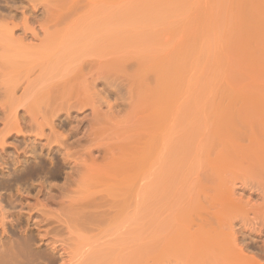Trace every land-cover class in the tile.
Segmentation results:
<instances>
[{
    "label": "rangeland",
    "instance_id": "1",
    "mask_svg": "<svg viewBox=\"0 0 264 264\" xmlns=\"http://www.w3.org/2000/svg\"><path fill=\"white\" fill-rule=\"evenodd\" d=\"M247 1L0 0V30L11 28L14 37L28 36L25 42L34 32L42 35L41 30L55 18L60 19L62 28L91 17V13L92 17L102 11L106 15L108 10L110 15L121 12L129 23L134 22V26L124 23L123 39L127 29L136 30L133 36L131 31L128 34L132 39H118L122 44L116 51L106 48L107 53L116 54H106V59L113 57L109 63L116 62L114 59L124 63L118 70L109 64L106 79L97 78L89 91L83 83L70 81L75 73L55 78L49 86H36V97L25 100L17 108V116L8 106L15 100L6 99L0 83V239L4 240L0 241L13 245L29 235L33 252L46 253L56 260L54 264H61L60 252L52 249L65 245L73 250L76 237L97 239L101 247L110 241L113 249L124 229L118 246L130 254H144L145 260L138 264H264V155L252 151L257 147L249 145L250 141L242 142L240 150L234 148V132L250 134L251 128L231 126L222 111L230 98L241 96L242 84L260 83L264 78L257 71L259 80L253 75L246 77L236 64V47L232 46L240 29L236 15L242 10L238 7ZM154 7L163 18L158 16L154 24L142 23ZM1 62L0 82L5 78L2 73L8 77L11 70V65L7 68L8 64ZM32 66V70L37 67ZM155 69L167 73L163 86L157 88L150 82L151 89L140 95L132 90L140 72L149 80ZM32 70L30 74L23 71L34 87ZM36 71L32 73L36 75ZM26 75L21 78L25 80ZM148 92L167 97L161 106V124L168 126L166 135L151 140L161 142L152 145L155 154L158 148L163 149L158 151V159L162 162L161 153L171 149L173 139L177 144L181 139L185 145L182 157L179 151L176 154L175 141L169 152L175 149V155H169L175 165L170 178L174 184L170 182L173 187H168L171 192L154 184L137 189L133 176L118 181L109 176L108 156L125 153L137 137H149L145 134L151 122L147 113L155 110L157 103L143 99ZM21 93L17 90L15 97ZM168 133L171 146L164 144L166 140L162 143ZM247 146L250 151H245ZM160 168L159 172L164 167ZM150 177L153 175L145 176ZM253 217L257 218L254 224L250 221Z\"/></svg>",
    "mask_w": 264,
    "mask_h": 264
},
{
    "label": "bare ground",
    "instance_id": "2",
    "mask_svg": "<svg viewBox=\"0 0 264 264\" xmlns=\"http://www.w3.org/2000/svg\"><path fill=\"white\" fill-rule=\"evenodd\" d=\"M248 1L245 2V4L239 5V7H238V5L236 6V7L240 8L242 10V12L240 11L236 15L238 17L237 22H238V25H240V29L238 31L239 34L236 33V34H238L237 39H236L237 43H235V41H233L236 45H232V46L236 47L235 49H236L237 54L235 53V55H237V59H236V64H238L237 66L238 67L240 66L242 68V71H243V73H245L246 77H250L251 75H253L254 78L258 79L256 71L258 73H261L264 76V0H251L249 2ZM239 3H242V1ZM129 8H131V7H129ZM120 11H121V9H120ZM91 12H89V14ZM125 13H127V12H125ZM146 13H147V15L145 17L142 15L143 16V22L142 23H144L146 21V23L148 22V24H151V22L152 23L156 22L157 21L156 19H159L158 16H161V15L163 16V14H161L162 12H160L156 8L152 11L149 10V12H146ZM92 15L93 14L91 13V17L86 16L82 21L80 20L76 24H74L75 22L73 21L69 25L67 24V26H65V27L63 26L62 28L59 27V20L60 19L55 18L56 20L54 19V21L49 26H47L41 30L42 35H40V33H38V32L37 33L34 32V33H32L31 38L27 42H25V40L28 38V36L14 37V31L11 28H6L4 30H0V59H1L0 61H3V62H1L2 64L3 63L8 64L7 68L10 67L9 65H11V67L14 68L13 71H12L13 68H11V67L9 68L11 70H10V74L8 75V77L5 75V72L2 73L3 74L2 78H4V77L5 78L0 82V83H2L1 88H2V85L4 86L1 90L3 91L2 94H4L6 97L10 96L13 98V99L11 98L13 101L15 100L14 102L12 101L13 103L8 105L10 108H12V110L14 111L13 112L14 114L17 112V116H18L17 108L19 106H22L23 104H25V100L28 101V100L36 97L37 92L34 91V88L36 86H40V87L49 86L50 83L55 78L65 77L67 75H71L72 73H75V75L70 79V81L71 82L76 81V82H79L80 84L83 83L81 85H84L83 87L86 91H89V87H91V88L93 87L94 81L97 78L106 79V71L108 69V65L109 64L111 65L113 62V61H111L109 63L107 61L108 59L111 60L113 57L111 58V56H110L109 58L106 59L105 58L106 54L110 53V52L107 53L109 49L115 50V49H118L120 47L119 44L122 42V39H123V29L122 28H123V26L125 27V25H126V24L124 25V23H129V22H128L127 17L121 16V12L119 14H117V16H116V14L110 15L109 10H108V13L106 15H104L103 11L100 13H97L94 17H92ZM126 16H128V15H126ZM137 16L139 17L140 14ZM123 17H125V19L127 18L126 19L127 22H123V21H125V19ZM129 17H132V16H130V14H129ZM140 19H142V18H139V20ZM129 20H133V18H129ZM169 21H171V20H169ZM130 22H132V23H129V25L134 26V24H133L134 22L133 21H130ZM149 28H151V26ZM141 29H143V28H141ZM125 30H126V27H125ZM130 31L132 34V35L131 34L130 35L133 36L134 35L133 32H135L136 30L135 31L133 30V32H132L131 29H129V30L127 29L126 33H128V32L130 33ZM143 31H144V29H143ZM139 32L137 31L136 33L138 34ZM128 34H126L127 35L126 37L124 36V39H126V38L129 39L131 37ZM141 34H143V32ZM141 34H140V36H141ZM153 34H155V33H153ZM144 35H145V33H144ZM132 38L133 37H131V39ZM118 39L121 40V42ZM134 39L131 40L132 43H131V41L129 42L127 40L129 42L128 44L131 43L133 45V41H135ZM141 41H140V43H141ZM123 43L126 44V42H123ZM125 44H123L124 47L126 46ZM144 44H146V43H144ZM129 46H127V47H129ZM131 46H130V49H131ZM133 46H135V45H133ZM141 46H142V48H145V47H143V45H141ZM141 46H140V48H141ZM144 46H146V45H144ZM153 46H155V45H153ZM109 47H112V48H109ZM106 48H108L107 51H106ZM151 48H150V50H151ZM153 48H155V47H153ZM132 49H134V47H132ZM235 49H234V51H235ZM142 50L145 51L144 49H142ZM199 50H201V49H199ZM110 51H112V50H110ZM111 54L116 55L114 52L113 53L111 52ZM111 54H109V55H111ZM232 54H234V53H232ZM118 55H120V54H118ZM121 55L126 56L127 53L124 54L121 52ZM90 56L94 57L95 59L94 58L91 59ZM114 57H117V56H114ZM234 57H236V56H234ZM86 58H88V59L86 60ZM26 59L28 62L26 61ZM141 59H143V58H141ZM114 60L116 62L117 61L118 62L117 63L114 62V63H116L115 64L116 66L113 63L112 67L114 66V69L118 70V68L122 66V65L120 66V64L124 63V62H120L119 60H116V59H114ZM30 63H34L35 66L33 64H30ZM29 64L31 66L33 65L34 68L37 66L36 67V68H38L37 71H36V68L34 69L36 71V73H35L36 75H34V73H32V71L33 72H35V71L32 70V68H29L31 66L28 67ZM236 64H235V66H236ZM3 67H4V65H3ZM27 67H28V69H27ZM84 67L89 68L88 71L85 73L79 74L78 71L80 72ZM29 69L32 70L31 75L33 74L32 77L34 78V80L31 79V81L32 80L34 81L33 82L34 87H31L29 85L30 82H29V79L27 78V77H29L28 73L30 74ZM2 70H3V68H2ZM2 70H0V72ZM23 70L25 72L28 70L27 71L28 73H25ZM11 71H12V73H11ZM21 72H23L24 75L27 74L25 80H23V78H21V76H24L23 74L21 75ZM162 72L164 73V70L155 69L154 70L155 76L149 80H147L143 71L140 72L139 75L135 78V80H133L132 90L134 89L135 92L140 95V94H144L145 92H147L151 89L150 82L154 83V85L157 88L163 86L168 79H167V76H165V74H167V73L163 74ZM6 73H7V71H6ZM168 78H170V77L168 76ZM259 81H260V83L259 82H252L250 84H244V85L242 84L241 89L243 90V92L241 93V96L240 97L234 96L235 98L234 97L230 98V102L228 101L229 103L224 104L222 106V111L224 114L225 122L228 124L230 123L231 126L235 127L238 125V126H241L243 128H246L247 126H249L251 128L250 134L241 133V132H234V144H233L234 148L236 150H240L241 147L243 146L242 142L250 141L249 145H253V146L257 147L256 150L252 149V151H254L257 154L264 155V144L261 143V140L262 139L264 140V78L259 80ZM261 86L263 87V89L258 90V88H260ZM30 87H31V90L29 89ZM91 88H90V90H91ZM17 90H22V93H21L20 97L16 98L15 95H16ZM234 93L235 92H233V94ZM42 97L45 98L43 95H42ZM164 97H166V95H164L163 93L152 94V92H148L146 95H144L143 99L145 101H150V102L155 101V103H157V108L155 110H153L151 113L150 112L147 113V116L150 117L151 122L147 126V130H145V134H146V136H149V137L146 140L144 138L137 137L135 142H134V145L132 147H130L129 149L125 150L124 151L125 153L119 152V154H116L114 156L112 155V157L108 156L109 162H108L107 166L110 169L109 170L110 171L109 176L112 180L118 181L119 177L130 179L131 176H133V179H137L136 183H135L137 189H141L143 186H147L148 184H152V185L154 184V186L157 185L156 188H159V189L162 188L161 191H163V190L165 191V189H167V191L170 190L168 187L170 186L169 184L172 183V179H170V178H172V175H173V174L171 175L172 168H174L175 165H173L174 163H172L170 161L173 157H171V159H170L169 155L171 154L172 156H174L175 155L174 154L175 149L173 148V151H174V152L172 151L173 154L169 153V152H171L172 147L175 146V142L177 140L175 141V139H173V140L170 139L171 137L169 138V133H168V136L165 137L166 139L162 140V143L166 140V142H164V144L166 143L167 146L172 144L171 140L174 143V145H172V146L170 145L171 149H169V148H167L166 150L164 149L165 152L161 153L163 155V158H164L162 160V162L158 159V156H159V158L161 156L160 154L158 155V153L163 149L158 148V150H156V154H157L156 155L155 150H154L155 148L152 147V145L153 146L156 145L155 144L156 141H158L157 143H159L160 140L157 139V140L151 141V140H153L152 138L155 137L156 135H157V138H158V135H159V138L161 135L164 136V134L167 132L166 130L168 129L167 125H165L167 128L166 129V128H164V125L161 124L162 123L161 119L164 118V116L163 117L161 116V113H162L161 112V106L166 101V99ZM6 99L8 100L9 98L7 97ZM11 99H9L8 101H10ZM39 99H42V98H39ZM17 100H18V102H17ZM163 100H164V102H163ZM159 101H160V103H159ZM162 115H163V113H162ZM18 121L20 124L19 119H18ZM178 121H179V118H178ZM159 122L161 124L160 126L158 125ZM179 123H180V121H179ZM181 125H178V126L180 127ZM170 130H172V129H170ZM256 132H258V133L256 134ZM160 139H162V138H160ZM167 139H168V142L169 141L171 142V143L169 142L170 144L167 143ZM179 141H180V143H178V144L176 142V144H177L176 148L178 149V150L176 149V152L179 151V155L181 156L182 152H183L181 149H184L183 146H185V145L183 144L184 143L183 140H182L183 143L181 142V139ZM164 144H163V147H165ZM157 145H161V144H157ZM189 145H190V143H189ZM158 147H160V146H158ZM187 147H189V146H187ZM152 149L154 150V155H153V152H151ZM189 149H192V148H189ZM250 150L251 149L249 146H247L245 148V151H250ZM258 151H260V152H258ZM161 152H163V151H161ZM87 153L91 154V151L89 150ZM87 153L85 152V154H87ZM166 153H167V156L165 155ZM109 154H111V153H109ZM176 154H178V152ZM154 156H156L157 158L155 159ZM81 157H82V155H81ZM153 157H154L155 161L158 159V163L157 162L155 163V161L152 160ZM106 159H107V157H106ZM161 159H162V157H161ZM172 160H174V159H172ZM176 160L178 161V159H176ZM159 162H161V163L159 164ZM184 163H183V166H184ZM104 164H106V163L104 162ZM107 166H106V168H107ZM160 166H161V168L164 167L162 170L160 168L161 172H159ZM176 166L178 167V165H176ZM179 167H178V169H180ZM185 167H187V166H185ZM152 170L154 172H152ZM157 170L159 173L156 172ZM173 170L176 172L178 171L175 169H173ZM145 173H147L148 175H146ZM102 174H103V172H102ZM149 174L153 175L154 178L153 177H150L152 179L145 178V176H150ZM180 174H181V172H180ZM103 175L105 176V174H103ZM106 175H108V174H106ZM109 176H107L106 178H108ZM128 176H130V177H128ZM100 177H102V176H100ZM146 179L147 180L150 179L149 182H147ZM178 179H179V177H178ZM131 182H132V180H131ZM173 184L174 183H172V185ZM161 185H162V187H161ZM181 185H182V183H181ZM154 186H153V188H154ZM149 187H151V186H149ZM172 187H171V189H172ZM159 189H157V191ZM174 189L175 188H173V190ZM153 191H154V189H153ZM171 191L172 190H170V192ZM155 194H156V192H155ZM162 195H163V193H162ZM162 195L160 193V196H162ZM160 196H158V197H160ZM97 204H99V203H97ZM96 215H97V213H96ZM85 217L87 218V216H85ZM94 217H95V214H94ZM256 219H257L256 217H253V218H251L250 221L254 224ZM129 225H130V223H129ZM124 226L125 225H123V227ZM137 226H139V225H137ZM125 227H127V226H125ZM106 228H108V227L106 226ZM109 229H111V227ZM127 230L128 229H126V231ZM109 231L110 230H108V232H106V233H109ZM134 231H136V230H134ZM153 232H155V231H153ZM122 233H126L124 231V229H123V232H121L122 236L120 234H118V235H120L119 239L121 240L120 241L121 243L118 242L116 244V248H113V249H110V247H114V246L110 245V241L105 242L104 245H106V246L101 247L102 244L97 242L98 240L96 238H94L96 240H91V239L90 240L89 239L83 240V239H80L79 237H76V239L73 238V240H76L75 242L77 243V244H75L76 245V248H74L75 250L74 249L70 250V249H68V247L66 248L65 245H60L59 249L55 248V249H52V251L56 250V252H60L59 253L60 254V260L62 261L61 264H136V263L138 264V263H141L142 260H145L143 258L144 257L146 258V256L144 254H133V253L130 254V252H124L123 246L121 247L122 250L120 249L119 246L123 242L121 239V237H123ZM27 236L28 237H25L23 240H21L18 243H15L13 245H5L4 243H2L0 241V264H54L55 263L56 260L54 258H52L51 256H48V254L43 253V252H35V250L33 252L30 249L31 238L29 235H27ZM106 237H107V235H106ZM109 237H110V235H109ZM90 238H92V237H90ZM105 239L108 240V238H105ZM0 240H2V239H0ZM130 240H131V238H130ZM136 240H138V239H136ZM2 241H4V240H2ZM131 242H132V240H131ZM111 244H113V242ZM127 244H129V243H127ZM108 245H110V246H108ZM69 248H70V246H69ZM240 250L243 251L244 249L241 248ZM134 251H136V250H134ZM137 251H139V250H137Z\"/></svg>",
    "mask_w": 264,
    "mask_h": 264
}]
</instances>
